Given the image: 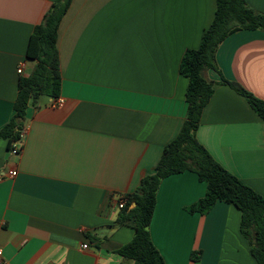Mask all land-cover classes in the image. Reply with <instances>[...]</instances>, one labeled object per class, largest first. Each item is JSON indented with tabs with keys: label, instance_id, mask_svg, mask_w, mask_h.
Wrapping results in <instances>:
<instances>
[{
	"label": "crops",
	"instance_id": "1",
	"mask_svg": "<svg viewBox=\"0 0 264 264\" xmlns=\"http://www.w3.org/2000/svg\"><path fill=\"white\" fill-rule=\"evenodd\" d=\"M53 1L0 0V130L13 116L20 79L36 65L29 40ZM245 1L264 13V0ZM215 11L216 0H72L57 41L63 105L52 107L53 98L29 105L18 156L0 140L5 264L130 263L117 251L135 230L117 224V197L136 191L179 134L189 84L181 60L199 47ZM216 64L204 72L213 95L196 137L264 198V121L225 82L264 101V32L231 34ZM206 190L190 171L161 181L149 233L165 264H258L234 205L188 211Z\"/></svg>",
	"mask_w": 264,
	"mask_h": 264
},
{
	"label": "trees",
	"instance_id": "2",
	"mask_svg": "<svg viewBox=\"0 0 264 264\" xmlns=\"http://www.w3.org/2000/svg\"><path fill=\"white\" fill-rule=\"evenodd\" d=\"M71 3L72 0H54L32 32L27 58L36 65L28 77L20 79L13 116L0 130V140H7L9 149L24 131L29 105L39 103L42 98L60 97L62 77L57 41L61 21ZM239 30L264 32V13L251 9L245 0H216L214 19L203 33L199 47L183 55L180 72L189 79L184 124L177 137L165 146L154 172L144 176L136 191L127 197L126 206L117 219L118 225L135 230L133 239L117 251L129 264H165L151 240L149 226L161 181L186 171L195 173L207 185L205 196L188 211L204 215L218 201L234 205L241 212L240 230L249 242L252 256L258 264H264V198L216 162L196 137L202 112L213 95V82L204 77V72L218 71L219 46ZM225 82L245 97L264 121V101L236 83ZM133 203L136 206L131 208ZM192 259L198 260V256L193 254Z\"/></svg>",
	"mask_w": 264,
	"mask_h": 264
},
{
	"label": "built area",
	"instance_id": "3",
	"mask_svg": "<svg viewBox=\"0 0 264 264\" xmlns=\"http://www.w3.org/2000/svg\"><path fill=\"white\" fill-rule=\"evenodd\" d=\"M17 72L19 74H23V67L22 65L18 67ZM64 103V100L62 98H57V99H53L51 106L54 108H58L60 106H62ZM24 145V131L22 132L20 138L12 143V147L9 149V153L12 156H18L21 153V150L23 148ZM8 176L10 178H14L17 176V171H12L11 173L8 174ZM127 203V197L125 195H119L117 197V206L119 209H124V207L126 206ZM3 223L0 221V229L2 228ZM83 249H87L88 245L84 244L82 245ZM0 264H5V260H4V252L3 249L0 247Z\"/></svg>",
	"mask_w": 264,
	"mask_h": 264
},
{
	"label": "water",
	"instance_id": "4",
	"mask_svg": "<svg viewBox=\"0 0 264 264\" xmlns=\"http://www.w3.org/2000/svg\"><path fill=\"white\" fill-rule=\"evenodd\" d=\"M136 206V204L134 203V207Z\"/></svg>",
	"mask_w": 264,
	"mask_h": 264
}]
</instances>
